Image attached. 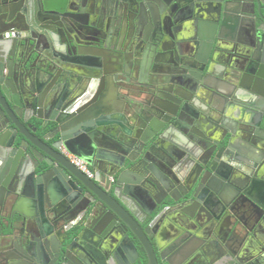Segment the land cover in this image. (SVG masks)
Listing matches in <instances>:
<instances>
[{
	"label": "water",
	"instance_id": "obj_1",
	"mask_svg": "<svg viewBox=\"0 0 264 264\" xmlns=\"http://www.w3.org/2000/svg\"><path fill=\"white\" fill-rule=\"evenodd\" d=\"M32 1L0 0V207L11 196L28 203L26 214L3 217L0 240L25 257L79 261L130 257L137 241L159 264L150 243L158 220L168 236L161 251L154 235L161 264H191L197 248L216 250L202 264H244L255 256L247 248H264L256 220L236 247L217 235L240 208L230 175L238 143L254 141L251 183L263 177L254 155L263 138L254 139L264 137V0H39L35 9ZM110 30L118 47L152 49V82L125 88L118 105L108 94ZM150 161L166 182L151 209Z\"/></svg>",
	"mask_w": 264,
	"mask_h": 264
},
{
	"label": "flooded vegetation",
	"instance_id": "obj_2",
	"mask_svg": "<svg viewBox=\"0 0 264 264\" xmlns=\"http://www.w3.org/2000/svg\"><path fill=\"white\" fill-rule=\"evenodd\" d=\"M38 1L39 0H33L32 5L34 6V9L36 6H38ZM87 9L86 4H81ZM124 3L121 4L120 10L122 13V16H128L127 11H124ZM35 15V13H34ZM127 18V19H128ZM116 22H120L119 20H116ZM122 24V29L127 30V33H130V22L129 20H125L124 22L121 20ZM111 33L109 34V39H108V48L109 50L115 49L117 51V54L119 55L121 59V65L123 69L121 71L127 73L129 75L128 78L131 79V71L132 69H137L138 70V78L135 80L134 78L131 79L129 82L128 79L126 80H121V75L119 78H113L114 83L119 82L123 83V87L125 88L127 83H132L136 84L139 88L138 84H144L148 82H152L151 76H152V70L153 68V63L151 59V46L146 49V46H141L140 41H136L134 44H128V43H123L122 47H118V45L121 42L120 36H116L117 31L116 30H110ZM156 35V33H155ZM168 43H165L167 45ZM117 46V47H116ZM107 58L109 59V66L111 67V60L109 58L110 52H107ZM261 58L263 55H260ZM241 60H235L233 62L234 66L237 64H240ZM149 70L147 78L144 77L143 72L146 70ZM128 70V71H126ZM248 71V72H247ZM253 73V69L248 68L246 69L245 72V80L249 82H253V77L251 76ZM126 78V77H125ZM146 78V79H145ZM261 89L264 91V82H261L259 85ZM136 89V88H135ZM125 90V89H124ZM124 95L126 94V91H123ZM260 98L264 99V93L259 94ZM255 141H258L260 138V149H258V152L254 153V155L258 157H262L264 159V137H262L259 133L258 135H255ZM263 140V141H262ZM254 141L248 142H240L237 144L239 146V150H234V153H238L237 156L233 157V163L231 164V171L230 175L234 178V180L237 182L238 186H235V196L237 197V202L238 206L240 207L238 210L235 211V214L229 215L226 214L224 215L219 228L217 229V235L220 237H225L227 234L229 235V238L227 239L229 246L231 247H236L238 246V242L242 237L246 235L248 232V229H250L254 223V220L257 221V230L259 236H262L264 239V170L261 171V178L259 179H253V183H251V172L253 170V166L249 163L250 161V156L252 154V149H255L254 146L252 145ZM62 146V145H61ZM60 146V147H61ZM253 147V148H252ZM258 148V147H257ZM61 151V150H60ZM62 153V152H61ZM241 156V157H240ZM89 165V164H88ZM90 166V165H89ZM150 178L151 181L156 182V186L154 187L152 183L150 182V209H151V198L154 199H161L164 196L165 193V188L166 187V182L164 181L165 175L162 170V168L151 162L150 161ZM90 168L93 171V176H94V170L90 166ZM89 177V178H93ZM250 183V184H249ZM240 185V186H239ZM250 185V186H249ZM256 186L259 190V194H254L251 190V186ZM255 197L256 200L259 203V207L255 206L251 200L248 199V197ZM4 217V216H3ZM1 217V220L3 219ZM0 220V221H1ZM158 220H155L151 225H150V232H152L153 238L152 240L150 239V243L152 244L153 250L156 255V259L159 264V256L157 252V243L155 241L154 235L157 236V242L158 246L160 247L161 251H164L167 249L168 245V236L161 232L159 229V226L157 227V222ZM160 231V232H159ZM136 245V250L137 252L134 254H131L130 257L126 258H121L117 256L116 258H109L105 256H86L84 257L83 260L79 261L76 259L72 254L68 255V257H58L56 255H44L41 258L38 257H31V256H23L22 250L18 249V245L11 244L9 241L5 240H0V264H148V256L145 251V249L142 247L140 243L135 241ZM14 246V247H13ZM15 249H13V248ZM198 249V248H197ZM197 249L192 253L193 254V260H191V264L193 262H199L200 264L209 261L213 256H216V250L209 249L207 250L206 253H202L197 251ZM197 251V252H196ZM213 254H212V253ZM247 253H254L255 256L249 257L248 260L244 264H264V248L261 246H254V249L247 248L246 250ZM246 254V253H245ZM17 256V260H11L9 259V256ZM17 261V262H16ZM186 261V260H184ZM183 261V262H184Z\"/></svg>",
	"mask_w": 264,
	"mask_h": 264
},
{
	"label": "crops",
	"instance_id": "obj_3",
	"mask_svg": "<svg viewBox=\"0 0 264 264\" xmlns=\"http://www.w3.org/2000/svg\"><path fill=\"white\" fill-rule=\"evenodd\" d=\"M110 52V51H109ZM109 58L111 60V69L115 72L114 78H119L120 77V72L123 69L122 65H121V59L117 54V51L112 53L110 52L109 54ZM128 71V70H126ZM149 70L147 69L145 72H143L144 77L147 78ZM131 74V79H137L138 78V70L132 69V71L130 72ZM145 78V79H146ZM123 83H119L116 82L114 83V85L109 86V102H111L113 105H118L119 101H121V99L124 96V89H135L138 86L134 83H127L125 88L123 87ZM125 97V96H124ZM12 198H7L6 200L3 202V205L0 207V220L1 217L5 216L6 214H10V213H14L16 215L19 214H26L27 213V202L25 200H23L22 198H20L15 204L13 203L14 201V196H11ZM13 199V200H12ZM16 199V198H15ZM1 223V221H0ZM1 226V224H0ZM18 229H20V231L22 232H26L27 230H30V226L29 224L25 223V224H19Z\"/></svg>",
	"mask_w": 264,
	"mask_h": 264
},
{
	"label": "built area",
	"instance_id": "obj_4",
	"mask_svg": "<svg viewBox=\"0 0 264 264\" xmlns=\"http://www.w3.org/2000/svg\"><path fill=\"white\" fill-rule=\"evenodd\" d=\"M62 154L82 173L87 177L93 176V171L86 161L69 152L64 146L60 147Z\"/></svg>",
	"mask_w": 264,
	"mask_h": 264
}]
</instances>
